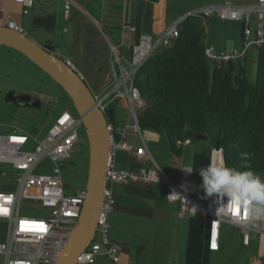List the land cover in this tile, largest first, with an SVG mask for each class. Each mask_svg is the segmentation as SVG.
Instances as JSON below:
<instances>
[{
    "label": "built area",
    "instance_id": "obj_1",
    "mask_svg": "<svg viewBox=\"0 0 264 264\" xmlns=\"http://www.w3.org/2000/svg\"><path fill=\"white\" fill-rule=\"evenodd\" d=\"M64 15H68L71 7H77L72 0H61ZM21 7L22 15H27L33 7L34 0H14ZM188 16H197L203 20L217 17L220 21H240L242 23L241 45L231 51L217 52L214 47L202 38L203 55L208 65L220 66L229 62L242 63L250 47L258 49L264 46V0H255L251 5L235 6L225 3L221 6L202 7ZM186 18V17H184ZM180 19L164 29L153 38L152 34L140 33L137 43L130 45L127 53L119 46L108 43L113 56L111 77L108 88L98 94H93L99 109L108 120V131L111 138V152L106 171V187L103 190V200L97 222L96 233L75 261V264H93L97 257L115 260L120 252L117 245L110 240L107 216L115 205L114 186H127L132 183L142 185L162 184L165 187V199L168 204L178 205V217L188 218L202 215L209 219L207 233L208 251H218L221 224H228L239 230L240 241L244 246L250 243V233H259L262 237L257 264H264V232L255 228L247 219L242 209L237 211L231 207L227 198L217 203V197L206 196L204 204H199L191 198L193 187V170L190 166H181L176 179L164 173L154 162L145 168H118L114 158L117 151L134 152L138 157L153 161L143 140L138 125V117L144 109L140 93L133 85L137 69L158 46L168 47L178 35L177 25ZM252 18L256 26L253 32L249 27ZM3 26L26 34L22 26L5 15ZM98 28V26H96ZM135 35L134 25H122V35ZM51 54L62 59L75 71L73 63L56 47ZM112 104L115 109L126 111L130 124L115 128L107 117V107ZM83 123L68 110H63L54 118L53 123L42 138L28 134L18 128H10L8 132L0 133V165H9L16 176L0 191V220L6 221L7 233L5 241L0 242L2 264H52L68 243L87 191L85 188L72 194L64 191L62 171L68 161L73 147L78 140L79 130ZM128 129L140 140V145L133 147L127 141ZM29 142L35 143L33 150L25 149ZM190 145V140H176V148ZM47 159V165L44 160ZM224 165V155L220 149H210L208 166ZM47 172H37L44 171ZM24 202H32L47 210L39 212V217L20 215ZM43 213V214H42ZM130 264V263H127Z\"/></svg>",
    "mask_w": 264,
    "mask_h": 264
},
{
    "label": "trees",
    "instance_id": "obj_2",
    "mask_svg": "<svg viewBox=\"0 0 264 264\" xmlns=\"http://www.w3.org/2000/svg\"><path fill=\"white\" fill-rule=\"evenodd\" d=\"M72 1L100 22L112 45H120L124 0ZM134 5L137 43L145 1L134 0ZM56 21L54 15L35 16L33 26L52 32ZM177 33L170 46L149 55L135 73L133 85L145 104L138 117L140 131L164 135L170 153L177 157L183 148H176V140L189 139L190 145L220 149L225 166L251 170L264 181V46L256 49V72L251 83L246 60L220 66L206 63L201 18L187 16L177 25ZM40 45L49 51L58 47L50 42ZM106 114L117 128L112 104ZM74 115L77 117L75 110Z\"/></svg>",
    "mask_w": 264,
    "mask_h": 264
},
{
    "label": "rangeland",
    "instance_id": "obj_3",
    "mask_svg": "<svg viewBox=\"0 0 264 264\" xmlns=\"http://www.w3.org/2000/svg\"><path fill=\"white\" fill-rule=\"evenodd\" d=\"M35 1V5L38 6L42 0ZM126 1L132 2V0ZM229 1L232 5H235L252 0ZM222 3H225V0H166L167 19L168 22H175L202 7ZM36 6L28 10V14L23 16V21L20 23L26 35L38 40L37 43L50 42L62 49L93 94L106 90L111 77L113 56L108 46L110 41L105 36L100 22L77 4V7H71L67 16L64 15L62 6H56L54 13L57 20L55 29L52 32L44 31L41 33L42 29L33 26V18L37 16ZM128 6L127 3L126 7ZM130 7L127 8L126 13L134 16L133 7ZM147 25L150 26V22H147ZM241 25L240 21H220L215 16L207 18L204 27L205 37L207 41L210 38L214 44L231 51L235 47L236 40H239ZM250 27L252 28V24ZM153 38L155 39L154 35ZM251 38L253 37L251 36ZM133 40L134 35L128 34L127 38L124 39V46H121L123 48H120L121 51L127 53ZM161 48L162 46H158L153 52L159 51ZM254 49V47L249 48L246 61L247 79L251 83L254 81L256 72ZM7 92H12L16 96L39 97L42 100V106L35 108L5 103L4 98ZM63 110H68L74 114L73 104L61 87L25 56L11 48L0 46V133L8 132L10 128H18L28 134L36 135L37 138H42L47 133L56 115ZM116 113L115 120L118 128L121 129L123 125L130 124L125 110L116 109ZM127 133L128 135L131 134L130 129ZM142 135L144 137V132H142ZM34 145L35 143L29 142L25 149L33 150ZM148 146L154 160L135 159V161H141L145 164L146 168L151 167L154 161L157 162V159L158 162L159 159L168 162L172 157L164 135H160L159 140L155 142L148 141ZM189 149H192V146ZM43 163L47 165L48 160L45 159ZM87 170L88 143L85 131L80 129L78 140L61 175L65 193H74L76 190L85 188ZM192 176L194 178V171ZM15 177L9 165L1 164L0 191L7 188ZM191 198L199 204L205 203L196 199L193 195V187ZM21 206L20 215L39 217L43 216L39 212H47V210L32 202H24ZM6 233V221L0 220V242L5 241ZM223 235L225 249L221 250L212 264H246L247 260L256 254V240L252 239L249 246L243 247L239 242L236 229L225 228ZM2 263L3 258L0 255V264Z\"/></svg>",
    "mask_w": 264,
    "mask_h": 264
},
{
    "label": "crops",
    "instance_id": "obj_4",
    "mask_svg": "<svg viewBox=\"0 0 264 264\" xmlns=\"http://www.w3.org/2000/svg\"><path fill=\"white\" fill-rule=\"evenodd\" d=\"M144 1L145 6L143 9L140 33H148L156 36L174 23L173 21L168 22L166 0H159L158 2H152V0ZM227 2L231 3L229 0H225V3ZM254 2L255 0L243 1L242 3L235 4V6L251 5ZM127 3L131 6L130 8L133 7L134 16L130 13H126L129 7H126ZM225 3L214 6H221ZM35 4L36 1L34 0L32 9L35 8ZM56 6H63L62 1L42 0L41 3L36 6L37 16L54 15L55 9L57 8ZM134 6V0H132L131 3L130 1L124 0L123 24H135ZM6 14L19 24L23 21L24 15L21 13V7L16 4L14 0H0V25H3ZM147 22H150V26L147 25ZM251 24L252 28L250 27ZM255 26V19L252 18L249 24L252 37ZM43 32L42 30L41 33ZM241 32L242 25L239 33V40H236L233 49H237L241 45ZM127 36L128 35L121 34V46H124V39H126ZM204 38L206 39L205 31ZM208 40L211 43L206 39L217 52L227 51L225 47L214 44L210 38H208ZM38 43L42 44L40 42ZM254 57L256 58V49H254ZM245 60L247 61V57ZM244 65L246 66V62ZM143 132L145 135L144 137L142 135V137L149 151L148 141L155 142L159 140V135L149 131ZM127 141L133 147L140 145V140L133 134L127 136ZM190 146H192V149H189ZM182 151L183 153L180 157L171 154L172 157L168 160L169 163L167 160L163 161L160 159L159 162L158 159L157 162H154L172 179L177 178L181 166L186 165L192 167L194 171V178H192L193 195L199 202H205L206 194L201 187L202 180L198 173L200 169L208 167L210 149L206 144H191L184 147ZM136 158L148 159L145 157H138L134 152L117 151L114 158L115 166L119 168H138L143 166L146 168L145 164L141 161H135ZM113 190L115 205L107 216V223L109 225L110 240L113 244L117 245L120 252L116 255L115 260L97 257L93 264H212L215 262L221 250L225 249L224 229L234 228L239 235V230L236 227L228 224H221L218 241L219 249L218 251H208L207 233L209 229V219L199 214L188 218L178 217V205L168 204L166 202L164 185H142L132 183L127 186L115 185ZM251 223L255 228L264 232V220L252 221ZM252 239L256 240V254L252 255L247 260L246 264H257L262 245V237L259 233H250L249 245ZM239 242L241 244L240 235ZM241 246L247 247L242 244Z\"/></svg>",
    "mask_w": 264,
    "mask_h": 264
},
{
    "label": "water",
    "instance_id": "obj_5",
    "mask_svg": "<svg viewBox=\"0 0 264 264\" xmlns=\"http://www.w3.org/2000/svg\"><path fill=\"white\" fill-rule=\"evenodd\" d=\"M0 46L19 52L55 81L70 98L78 119L83 123L88 143L85 183L87 195L62 255L52 263L75 264L77 256L87 248L96 233L111 152L108 120L80 74L37 41L24 33L0 25ZM4 102L35 108L42 105L39 97L16 96L12 92L5 94Z\"/></svg>",
    "mask_w": 264,
    "mask_h": 264
},
{
    "label": "clouds",
    "instance_id": "obj_6",
    "mask_svg": "<svg viewBox=\"0 0 264 264\" xmlns=\"http://www.w3.org/2000/svg\"><path fill=\"white\" fill-rule=\"evenodd\" d=\"M241 155L247 159L246 153ZM198 174L206 196L215 195L219 205L227 198L231 207L242 209L250 222L264 220V181L254 172L220 164L202 168Z\"/></svg>",
    "mask_w": 264,
    "mask_h": 264
},
{
    "label": "snow or ice",
    "instance_id": "obj_7",
    "mask_svg": "<svg viewBox=\"0 0 264 264\" xmlns=\"http://www.w3.org/2000/svg\"><path fill=\"white\" fill-rule=\"evenodd\" d=\"M237 211H239V209H236Z\"/></svg>",
    "mask_w": 264,
    "mask_h": 264
},
{
    "label": "flooded vegetation",
    "instance_id": "obj_8",
    "mask_svg": "<svg viewBox=\"0 0 264 264\" xmlns=\"http://www.w3.org/2000/svg\"><path fill=\"white\" fill-rule=\"evenodd\" d=\"M16 105H18V104H16ZM42 106V105H41Z\"/></svg>",
    "mask_w": 264,
    "mask_h": 264
}]
</instances>
